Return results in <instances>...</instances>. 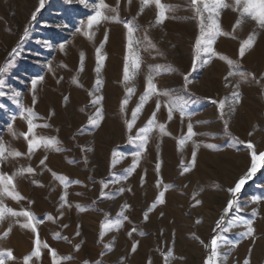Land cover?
Here are the masks:
<instances>
[{
    "label": "rangeland",
    "instance_id": "374dc122",
    "mask_svg": "<svg viewBox=\"0 0 264 264\" xmlns=\"http://www.w3.org/2000/svg\"><path fill=\"white\" fill-rule=\"evenodd\" d=\"M96 2L46 0L31 21L39 0H0V68L7 66L6 96L0 97V144L7 159L0 171L14 176L15 191L24 197L0 200L15 211H31L40 221L41 256L30 264H53L44 243L57 252L61 264H205L217 235V264H264V165L238 194L241 210L234 206L225 215L232 199L228 189L250 168L247 143L257 154L264 152V29L232 7L221 9L219 24L228 35L216 39L215 55L202 53L196 60L200 28L191 0H162L167 9L163 23L156 22L154 4L105 0L118 8L121 22L102 21L89 39L77 29L94 14ZM105 14L116 15L108 10ZM238 20L242 22L236 27ZM129 21L139 41L133 48L139 69L128 51L124 22ZM26 27L29 37L23 39ZM253 33L255 43L241 57L240 47ZM97 50L104 57L99 65ZM238 73L251 75L242 78ZM150 74L158 92L169 96L153 94L141 105ZM32 80H38L35 93ZM17 91L19 98L13 96ZM97 97L102 99L94 105ZM17 99L38 118L35 135L58 141L54 147L28 155L22 135L28 131L27 121L19 118ZM170 99L183 104V117L177 110L168 118ZM138 106L141 111L129 130ZM97 109L102 118L93 125L90 118ZM153 113L155 123L140 134L147 135L142 146L136 137ZM189 123L196 135L186 139ZM13 151L22 155H8ZM29 167L32 173L26 171ZM21 169L25 171L16 176ZM57 177L66 178L67 186ZM65 194L67 203L61 199ZM222 217L221 227H229L228 232L216 227ZM105 221L113 227L104 229ZM25 222V217L7 215L0 221V249L11 250L15 257L9 264H24L35 250L36 233L22 227ZM248 223L254 232L242 235Z\"/></svg>",
    "mask_w": 264,
    "mask_h": 264
},
{
    "label": "snow or ice",
    "instance_id": "6c2138e0",
    "mask_svg": "<svg viewBox=\"0 0 264 264\" xmlns=\"http://www.w3.org/2000/svg\"><path fill=\"white\" fill-rule=\"evenodd\" d=\"M45 2L46 0H39V6L35 9V12L31 16V21H35L37 18V15L40 13L41 9L45 7ZM132 0H128V3L131 4ZM141 3L144 5L148 4H154L155 7L158 9L157 13V18L156 22L157 23H163L167 19V9L166 6L162 3V0H141ZM191 5L193 6L194 12L196 16L199 19V28H200V35L199 38L195 42V50H196V60L200 59L201 54H211L215 55V50L213 48L214 43L216 42V39L219 36L222 35H228L227 33H224L220 27L219 24V16H220V10L232 7L234 11H238L240 16L243 18L245 16L250 17L251 20L256 21L258 26L261 29H264V0H234L233 4H229L226 2V0H191ZM93 8L95 9L94 14L90 15L87 17L86 21H81L80 22V27L77 29V31L83 32L84 35L88 36L89 39H92V33L91 29L95 25H99L102 21H107L109 19L116 20L117 22L119 21V12L118 8H110L108 4L105 3V0H97L95 4H93ZM105 10L115 12L116 15L109 17L108 15L105 14ZM207 13V18L205 17L204 13ZM207 21V22H206ZM242 20H238L236 27H239L241 24ZM124 28L127 29V39H128V51L130 54H132V60L135 65V68L139 69L140 67V59L138 56H136L133 53V48L134 45H138L139 41L135 40L134 34L136 31L135 26L131 21L129 22H124ZM29 37V28H25L23 32V39H27ZM107 39V36H105V40ZM23 42V41H21ZM255 43V33L250 35L245 41H243L241 47H240V56L243 57L245 54V50L247 48H251ZM60 50H64V45H60ZM16 50H13V54L15 55ZM104 57L100 54V51L97 50V61L98 65L101 61H103ZM221 59H224L227 61V63L232 66L234 64L233 61L227 60L226 57H221ZM204 63H207V60L204 61ZM10 66V64H9ZM49 70L51 71V65L48 66ZM82 70V69H81ZM99 66L97 67V72H99ZM193 71H195V63L193 64ZM7 72V66L5 68H0V97L6 96V84L3 79V76ZM242 78H247V76L251 75L249 73H238ZM229 76L237 75V73L234 72H229ZM185 81L188 80V76L184 77ZM253 79L255 77L253 76ZM40 81L43 80V77L39 78ZM124 80L128 81L129 80V73H128V67L125 66L124 69ZM38 80H32L31 85L33 89V93H35V89L37 86ZM101 81L98 79L97 80V85H99ZM239 87V85H237ZM156 94V95H164V96H169V93L164 92V93H159L157 90L156 85L153 82V76L150 74L147 77V84H146V93L145 95L141 98V105L143 104L144 99L147 97ZM234 95L238 96V93H234ZM13 96L16 98H19L21 96L20 92H14ZM35 99V96H34ZM102 97H97L96 100L93 101V104H97L99 100H101ZM127 100L124 101L125 104H127ZM17 106L21 108L19 118L20 119H26L27 121V127L28 131L27 133H23V137L26 141H28V155L33 154L34 151L38 150L40 147H43L45 149L52 148L54 147L55 144L58 143V141H55L51 138H46L43 136L37 137L35 135V129L37 127H40V125L34 124V120L38 119L35 116V113L31 109H25L23 106L20 104L19 100L17 99L16 101ZM213 103H216V101H213ZM3 105H0V108H2ZM221 109V114H223V109L225 105L221 103L219 105ZM160 109V104L157 103L156 105V111H159ZM179 111L181 117L184 116V107L183 104H178L176 101L171 100L169 101V106H168V118H172V114L174 111ZM141 111V107H137L136 110L133 112L132 115V122L128 123V128L129 130L132 129L133 124L135 120L137 119V113ZM16 117H13V121L15 120ZM102 118V111L100 109H97L95 113V118H90V123L93 125H96L98 123V120ZM156 121V116L155 113H153L152 118L148 122V127L146 128H141L139 130V133L137 134L136 139H139L142 141V146L143 142L147 141V135H140L141 133H147L153 124ZM161 133H164L165 126L163 124L159 125ZM9 131H11V124L9 125ZM13 135L15 133L13 132ZM196 133L193 131V126L191 123L188 124L187 126V137L186 139H190L193 136H195ZM32 137L29 139V137ZM129 141L133 142V137H129ZM237 143H244L243 141L236 140ZM185 143V139L180 140V144L183 145ZM246 147L251 150V161H250V168L248 171L238 179V182L235 183L234 187L228 189V191L232 194V199L227 203V207L225 209V215L227 213L231 212L234 208L236 207V211H240V207L238 204V194L241 192L245 184L251 180L255 174L259 171L260 167L264 165V152H260L257 154V151L252 143H247ZM6 149L3 146V144H0V163H3L7 157L5 156ZM8 155L16 157L22 155L18 151H13L8 153ZM140 152L136 153V156L139 157ZM45 160L47 157L44 158ZM44 161H41V164H43ZM192 163H195V152L193 153V159ZM25 170L21 169L19 170L15 175L19 176L21 175ZM26 171L28 173H32L34 170L32 168H27ZM53 176H56L55 173H53ZM57 179H60L64 182L65 186H67V179L64 177H57ZM79 183V181H77ZM103 183V182H102ZM104 187H108L107 184H104ZM16 189V184L14 182V176L13 175H8L2 171H0V197L2 196H10L14 200H22L24 197L20 196L18 192L15 191ZM122 191V189H121ZM103 196L104 193H101ZM161 197H163V192L160 194ZM62 201L67 203V194L61 197ZM259 198H256L255 202H258ZM11 216V217H25L26 222L22 224L21 226L24 228H29L31 227V230L36 233V240H35V250L34 252L27 256L24 259V264H30L32 261L33 257L39 258L41 256V241L39 239V234L37 232V224L40 223L39 220L34 216V214L29 211V210H22V211H15L7 205L3 203L2 200H0V221H3L5 216ZM120 216L123 217L124 219H127V217L124 216L123 211H121ZM147 219V217H145ZM120 222H116V227H119ZM224 224V218L222 217L218 222L216 227L218 229H221V232H228L230 230L229 227H221ZM247 228V231L242 233V235L245 236H251L254 232V229L251 227V224H245L244 225ZM66 227V226H65ZM104 229H109L110 227H113L112 223L110 221H105V223L102 225ZM8 231H11V228L8 229ZM135 231V229H133ZM7 233H5V236ZM131 235V233H129ZM221 239L220 235H217L216 237L211 239V253L208 255L205 264H217V260L219 257V253L217 251L218 247L221 245H218V241ZM44 248H48L51 257L53 260V264H61L60 260L57 258V252L54 249L49 248V246L44 243L43 244ZM77 246V250H78ZM133 252L135 251V246L133 247ZM168 257L165 256V261H167ZM15 260V257L13 256V252L11 250H5V249H0V264H9V261ZM247 264V262H246Z\"/></svg>",
    "mask_w": 264,
    "mask_h": 264
}]
</instances>
